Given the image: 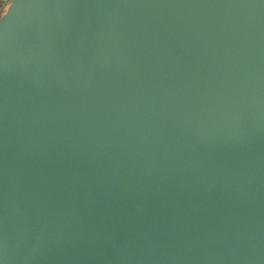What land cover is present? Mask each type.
Segmentation results:
<instances>
[{
	"label": "water",
	"instance_id": "water-1",
	"mask_svg": "<svg viewBox=\"0 0 264 264\" xmlns=\"http://www.w3.org/2000/svg\"><path fill=\"white\" fill-rule=\"evenodd\" d=\"M0 264H264V0H13Z\"/></svg>",
	"mask_w": 264,
	"mask_h": 264
},
{
	"label": "built area",
	"instance_id": "built-area-1",
	"mask_svg": "<svg viewBox=\"0 0 264 264\" xmlns=\"http://www.w3.org/2000/svg\"><path fill=\"white\" fill-rule=\"evenodd\" d=\"M13 0H0V18L6 13Z\"/></svg>",
	"mask_w": 264,
	"mask_h": 264
}]
</instances>
